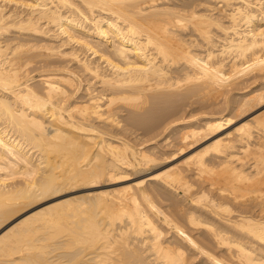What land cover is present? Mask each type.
<instances>
[{"label":"bare ground","instance_id":"1","mask_svg":"<svg viewBox=\"0 0 264 264\" xmlns=\"http://www.w3.org/2000/svg\"><path fill=\"white\" fill-rule=\"evenodd\" d=\"M155 1L0 0V230L65 182L143 174L156 156L109 132L120 126L121 104L134 120L155 101H182L184 91L236 111L264 97L257 87L240 101L227 98L251 74L264 77V0H214L225 5L220 13L212 3L218 14L208 1L185 0L181 9ZM53 55L74 60L101 93L86 87L88 101L69 102V66L67 76L41 72V86L23 79L30 63L41 57L51 66ZM213 113L179 130L180 144L236 116ZM214 141L213 160L145 174L120 200L85 193L74 199H89L86 206L65 199L24 216L0 233V264H264V113ZM163 194L167 211L154 201Z\"/></svg>","mask_w":264,"mask_h":264},{"label":"rangeland","instance_id":"2","mask_svg":"<svg viewBox=\"0 0 264 264\" xmlns=\"http://www.w3.org/2000/svg\"><path fill=\"white\" fill-rule=\"evenodd\" d=\"M146 1H148V3H149V0H146ZM159 1H160V3H159ZM188 1L189 0H187V2ZM197 1L201 2V0H193V2H197ZM202 1H204V2L208 1V4H210V6L213 3L214 6H216V4L217 5L220 4L219 6H221V4H223L222 6L225 7L223 2H220V3L217 1L214 2V0H206V1L202 0ZM210 1H211V3H209ZM183 2H185V0L184 1H182V0H179V1L178 0H168V1L167 0H164V1L163 0L162 1L156 0L155 4L161 5L163 3L162 5L167 4L168 6H171V7H173L177 4L176 6L180 7V9H181L182 7H181L180 3H183ZM148 3L146 5H148ZM176 6H175V8H178ZM222 6L218 8L219 12L221 11ZM200 7H201V9L203 8L202 6H200ZM200 7L197 6L196 9L197 8L200 9ZM211 7H209V8H211ZM217 7H212L213 8L212 12L214 14L219 13V12L216 13ZM183 9L189 10L190 8H183ZM215 33L216 34H214L213 38H214L216 44H218L221 41L220 37L222 35L220 34V32H215ZM11 36H13V33L11 34ZM217 36H220V37H218V39H217ZM31 38H34V37H31ZM184 39L188 40V36L187 35L184 36ZM29 43H35V40H32V42H29ZM72 45H75V44H72ZM198 46H199V48H198ZM65 47H68V46H65ZM75 47H76V45H75ZM200 47H201L200 45L196 46L197 49H200ZM201 49H203V48H201ZM40 58L41 57L37 58L38 60H36L38 63L35 61H34V63L32 62L33 64L37 63L34 66L32 63H30L28 65V68H27L28 71L26 70V68H24L25 71H27L29 73V75H27L28 73H26L23 70L27 75L25 77V75H23L24 72L21 73L23 75V79H26L27 77H34V79L30 80L33 82V85L41 86V84H39L40 82L38 80L41 72L43 73V71H44V73H56L58 75H62L61 73H63L64 75L67 76L68 73H67L66 69L69 66L68 67L69 69H73V71L76 70V72H75L76 76L74 77V84H75L74 89L75 90L73 88H71L72 90L70 89L71 92L72 91L73 92H72V94L70 92L71 97L69 100H71V101H69V102H71V103H75V102L81 103L82 101L86 102V100L88 101L87 97L90 98L89 93L95 92L94 94H97V95L99 93H101L102 89H101L100 84L97 85V83H95L96 80L95 79L93 80V78L91 76H87L84 73L79 72L76 68L77 64H76V62L74 63V60H72V61L68 60L67 61L66 58H63V59H65V60H63V59H60L59 56L55 57L53 55L50 57L51 59L48 58V60L51 61L53 58H55V59L57 58L58 61L57 60L54 61V59H53L51 62V64L53 66L52 65L50 66V64H49L48 65L49 68H48L47 66L43 65V62L41 60L42 58L41 59ZM54 62H56V64H54ZM67 62H70V63H67ZM40 64L42 65V67L39 66ZM60 64H62L63 66ZM67 64H69V65H67ZM56 65L58 66L57 68L54 67ZM43 67L44 68L47 67V68L43 69ZM50 67H52V68H50ZM36 68H38V69H36ZM39 68H42V69H40L41 71L39 70ZM30 71H31V73H30ZM83 75H85L84 80H82L83 79L82 77H84ZM35 76H38V77H35ZM86 76L89 79H87ZM79 78L81 80H78ZM76 79H77V81H76ZM90 79L92 81H89ZM32 82H31V84H32ZM86 82H88V83H86ZM34 83H36V84H34ZM81 83H82V85H81ZM89 83H91V84H89ZM77 85H79V86H77ZM84 85H85V87H84ZM262 85H264V77H262V76L253 77L251 74L250 76L247 77V80H245L244 83L234 84L231 87H229L230 91L227 94L228 101L230 100L229 101L230 104H231V102H233V103L235 101L237 102V100L240 101L245 93L251 92L252 89H255L257 87H259V88L264 87ZM92 86L95 89L99 88L101 91L99 89L95 90L94 88H92ZM86 87H89V90H91L93 92L86 91V90H88ZM85 88H86V90H85L86 93L83 90ZM185 88H184V90H185ZM184 90L182 87V91H184ZM184 92H181V94H184V95H182V97L184 96L182 101L178 100L177 98H174V100L170 99L171 102H169L170 100H165L162 103H159L162 100H159L158 102L155 101L152 104L147 105L146 109L142 110V112L139 111L140 113L136 116L137 119L135 117L134 120L129 119L130 118L129 114H127V112L130 110L129 107L126 106V108H124L125 106H122V104H121V106L119 107L121 109V111L118 110L119 113L117 111V116H118V119L120 120L119 121L120 126L121 125L122 126L121 127L115 126L117 128L108 127L110 130L109 132L113 133L111 135L114 137V139L122 140L125 143L129 144L133 149L137 150L136 152H138V154H139V151L142 150V151H146V152L152 154L153 156H156L155 160H153L150 163H147L149 165H147L146 169L144 170L143 174H141V176L135 175L132 172V170L124 169L120 172H113L112 174H106V175H103L101 177L94 178V179L78 180L77 182H74V181L73 182L72 181L71 182H65L64 184H61L59 187L57 186L56 189L51 190L48 193L40 194V195L36 196L34 199L32 198L31 201L28 202L27 204L21 206L18 210H16L9 217L11 219L9 220L7 226H5L3 229L0 230V233L4 229H6V227L14 224L15 222H17L18 220H20L24 216H26L32 212H35V211L41 209L42 207H46L49 204L51 205L53 203L63 201L65 199H74L75 197L81 196L82 194H85V193H93L94 195H92L91 199H93V198L109 199L110 198V199L120 200L121 197L126 192L132 190L133 183L136 180L143 177L145 174L161 172L164 169H167L169 167H173V168L175 167V169L177 168V170H180V168L184 167L185 164H191V162L193 160H196L197 157L199 158V157H202L203 155L207 157L210 154V151L215 148V144H214V148L212 146L213 145L212 142L214 140H216L219 137H222L224 135L229 136V137L230 136L233 137L234 133H236V131L240 125L250 121L251 118L254 117L255 115H258L260 113H264V97L263 96H262V98H260V97L256 98L257 101L255 99L253 100L254 102L251 101L252 103L250 102L249 105H247L248 107L245 105L246 107L244 106L243 110L241 107V111L240 110L236 111V110L232 109L231 107H228V108H230V109H228L227 106L224 104L223 99H219L220 102H222V103H219V101H215L216 105H215L214 101H212V102H214V104L212 102L209 103L208 101L207 102L203 101L204 102L203 103L201 100H199V98L194 97V99H192L190 97V99H189V97H187V95L185 94L186 92L185 93ZM185 95H186V98H185ZM233 97H234V100L232 99ZM83 99H85V101ZM152 105H154V106H152ZM224 105H225V109H224ZM149 108H150V110H149ZM126 110H127V112H126ZM229 110H231V111H229ZM240 112H241V114H240ZM209 113H213V114L216 113L217 115L225 114L226 116L228 115L229 117H230V115H233V116L236 115V116H234L235 118L233 116H231V118L233 117L232 120L234 119L233 122L230 125L223 128L222 130L215 132L214 134L212 132H210L209 129H206L207 131L201 130L202 132H199L197 134V136H195V138L193 137L188 141V143L181 145L182 143L179 141L181 132L179 130H182V128H185V126L189 125V124H192V125L201 124L202 122L205 121V117ZM148 115H150V116H148ZM127 118H128V120H127ZM93 121L95 122V124L96 123L98 125L100 124L99 126H101V124H102V122L99 123L98 120L94 119ZM102 126H103V128L107 127L106 125L105 126L102 125ZM123 126H124V128H123ZM120 128H122V129L120 130ZM126 128H128V130ZM203 129H205V128H203ZM178 134H179V138H178ZM214 142H216V141H214ZM213 159H214V157H213ZM213 159L211 156L209 157V161L213 160ZM59 169H60V167L57 168V170H59ZM192 177H194V176H192ZM192 177H190V179H193ZM197 180L198 179H196L194 177V181L196 183L199 182V181L197 182ZM195 189H197V187ZM88 200L89 199H86V200L74 199L71 202V204L81 203L82 206H86L88 204V202H87ZM154 201H155L157 206L162 208L163 211L168 210L167 205L170 204V202H171L169 196L166 194H163L162 197H154ZM57 252H58V250H56L54 253H57Z\"/></svg>","mask_w":264,"mask_h":264}]
</instances>
